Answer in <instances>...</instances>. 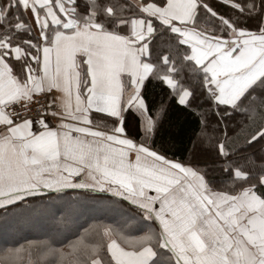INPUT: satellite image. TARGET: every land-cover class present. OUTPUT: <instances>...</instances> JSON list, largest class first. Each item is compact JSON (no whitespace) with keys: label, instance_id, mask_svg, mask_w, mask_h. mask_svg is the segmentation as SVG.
Masks as SVG:
<instances>
[{"label":"snow or ice","instance_id":"obj_1","mask_svg":"<svg viewBox=\"0 0 264 264\" xmlns=\"http://www.w3.org/2000/svg\"><path fill=\"white\" fill-rule=\"evenodd\" d=\"M78 208L115 226L5 240ZM0 244V264H264V0H0Z\"/></svg>","mask_w":264,"mask_h":264},{"label":"trees","instance_id":"obj_2","mask_svg":"<svg viewBox=\"0 0 264 264\" xmlns=\"http://www.w3.org/2000/svg\"><path fill=\"white\" fill-rule=\"evenodd\" d=\"M222 11L224 9H221ZM86 205H91L92 201H86ZM112 215V213H105L101 211H96L91 208H78L77 214L75 215L72 227L70 229L66 228L63 231L57 233L55 230V226L51 221L45 223L42 220H38L35 226H25L22 230L16 232L11 236H5V240H7L8 246L19 242L23 244L25 247H28L29 244L36 246L42 242L50 240L53 235L56 236L58 241L63 242L65 238L68 240L73 239V233L78 231L79 226H92L95 228L98 225H112L115 226L113 221L108 219V216ZM0 246H3L0 244ZM39 251V249H37ZM20 264H27V261L34 260L35 256H28L23 252L19 256Z\"/></svg>","mask_w":264,"mask_h":264},{"label":"crops","instance_id":"obj_3","mask_svg":"<svg viewBox=\"0 0 264 264\" xmlns=\"http://www.w3.org/2000/svg\"><path fill=\"white\" fill-rule=\"evenodd\" d=\"M118 242H120V241H118Z\"/></svg>","mask_w":264,"mask_h":264}]
</instances>
